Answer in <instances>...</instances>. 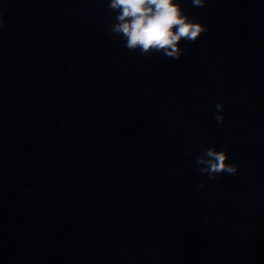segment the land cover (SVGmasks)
<instances>
[{"label": "water", "instance_id": "95a60500", "mask_svg": "<svg viewBox=\"0 0 264 264\" xmlns=\"http://www.w3.org/2000/svg\"><path fill=\"white\" fill-rule=\"evenodd\" d=\"M182 2L175 59L107 0H0V264H264V0Z\"/></svg>", "mask_w": 264, "mask_h": 264}, {"label": "clouds", "instance_id": "9594fccd", "mask_svg": "<svg viewBox=\"0 0 264 264\" xmlns=\"http://www.w3.org/2000/svg\"><path fill=\"white\" fill-rule=\"evenodd\" d=\"M208 0H192L193 6H205ZM108 8L115 14L110 31L124 42V46L141 54L160 52L166 57L179 59L184 41L195 42L209 30L203 21L184 10L182 0H107ZM5 24L4 11L0 9V28ZM223 102L215 104V120L222 124L225 116ZM198 171L209 179L222 173L236 174L240 165L230 159L227 148L212 145L203 149L197 159ZM204 183L197 185L203 189Z\"/></svg>", "mask_w": 264, "mask_h": 264}]
</instances>
